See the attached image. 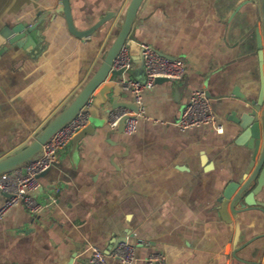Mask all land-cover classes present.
I'll use <instances>...</instances> for the list:
<instances>
[{
  "label": "crops",
  "instance_id": "crops-1",
  "mask_svg": "<svg viewBox=\"0 0 264 264\" xmlns=\"http://www.w3.org/2000/svg\"><path fill=\"white\" fill-rule=\"evenodd\" d=\"M69 1L78 30L112 16L79 37L56 12L62 0H0V30L37 26L1 46L0 160L27 147L78 95L116 39L130 2ZM262 23V0H144L134 24L138 41L126 44L134 74L128 69L125 78L146 81L142 43L183 59V78L144 91V115L133 134L110 128L106 105L97 116L103 125L74 133L30 192L45 207L34 212L22 202L0 219V264H91L93 247L110 253L122 241L135 245L133 264H147L155 252L167 264L257 260L262 239L240 247L264 233V213L235 215L228 207L227 220L218 198L229 182L254 170L250 149L236 142L241 130L234 118L244 103L235 91L259 92ZM197 89L212 99L223 132L178 126ZM123 97L134 100L128 90ZM5 199L0 191V206ZM108 264L120 263L108 257Z\"/></svg>",
  "mask_w": 264,
  "mask_h": 264
},
{
  "label": "water",
  "instance_id": "water-1",
  "mask_svg": "<svg viewBox=\"0 0 264 264\" xmlns=\"http://www.w3.org/2000/svg\"><path fill=\"white\" fill-rule=\"evenodd\" d=\"M143 1L144 0H130L125 11L120 31L118 32L116 39L108 48L97 71L87 81L73 101L56 115V117L36 135L35 139L27 147L0 160V174L20 168L41 154L45 143L59 129L74 119L91 99L92 103L89 108L91 113L88 124L89 129H91L92 126L103 125L101 122L97 121L98 110L102 105L107 106L105 110L107 114L118 107H127L133 110L138 109V105L134 100L123 97V94L127 91L120 82L124 71L113 69V62L124 45L129 41H138L134 24ZM262 1L263 23L262 26L257 29L259 45L258 55L261 68L260 89L253 97H249L237 90L235 91L237 95L243 99L244 103L243 112L240 117L234 118L241 130L236 142L240 145H245L250 149L251 161L249 166L250 168H254V170L250 177L245 178V180L229 182L221 192V195L218 198L219 208L221 214L227 220H230L228 207L235 215L252 210H258L264 213V201H254L253 199L256 195H260L264 199V0ZM56 12L65 14L70 31L79 37H86L92 34L112 16V14H107L89 29L78 30L74 24L69 0H62V4ZM28 26V23L23 22L13 27H3L0 30V53L3 51L1 46L5 42H20L22 38L37 28L36 25ZM169 80L170 79L167 78H158L156 82ZM97 89L98 92L95 93ZM105 120L107 121L108 118H105ZM124 120L125 118L120 121L115 131L123 132ZM46 172L42 173L40 176L44 175ZM254 181H256L257 184L251 190ZM259 239L263 240V244L259 248L260 256L257 260L249 262L250 264H264V233L251 238L240 247L243 248ZM238 250L239 248L233 253L236 258Z\"/></svg>",
  "mask_w": 264,
  "mask_h": 264
},
{
  "label": "built area",
  "instance_id": "built-area-1",
  "mask_svg": "<svg viewBox=\"0 0 264 264\" xmlns=\"http://www.w3.org/2000/svg\"><path fill=\"white\" fill-rule=\"evenodd\" d=\"M140 47L146 72L145 82L125 78V73L132 64L127 45L122 47L113 62V69L124 71V77L120 82L125 90L134 94V101L138 105L137 110L118 107L109 113L108 124L112 129H116L120 121L125 118L123 132L126 134H133L137 130L139 118L144 115V91L153 88L158 78L179 81L185 73L183 59L166 56L154 46L146 43L140 44ZM91 103L92 99L74 119L59 129L45 143L41 154L20 168L0 174V191L6 194V199L0 206V219L11 208L22 202L34 212H39L45 207L30 192L40 186V175L58 163L59 151L68 146L74 133L89 124ZM178 126L183 130L211 126L218 132L224 131V124L217 117L212 99L204 89H197L192 93L182 112ZM92 250L91 264H108V257L119 260L120 264H133L136 260L135 245L128 241L120 242L110 253H106L98 247H93ZM147 264H167L166 257L162 252L152 253L147 258Z\"/></svg>",
  "mask_w": 264,
  "mask_h": 264
},
{
  "label": "rangeland",
  "instance_id": "rangeland-1",
  "mask_svg": "<svg viewBox=\"0 0 264 264\" xmlns=\"http://www.w3.org/2000/svg\"><path fill=\"white\" fill-rule=\"evenodd\" d=\"M145 67L143 66V69H144ZM145 70V69H144ZM130 72H131V74H134V68H130ZM138 81H140V82H143V79H137ZM145 80V79H144ZM80 129H82V128H79V130ZM78 130V131H79Z\"/></svg>",
  "mask_w": 264,
  "mask_h": 264
}]
</instances>
